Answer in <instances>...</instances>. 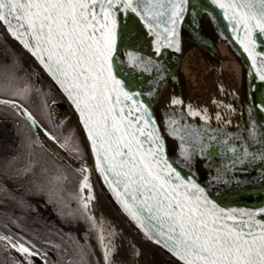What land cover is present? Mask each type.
Returning a JSON list of instances; mask_svg holds the SVG:
<instances>
[{"label": "snow or ice", "instance_id": "snow-or-ice-1", "mask_svg": "<svg viewBox=\"0 0 264 264\" xmlns=\"http://www.w3.org/2000/svg\"><path fill=\"white\" fill-rule=\"evenodd\" d=\"M188 3L189 0H0V25L35 58L70 101L91 146L96 170L115 193L122 211L147 240L167 250L182 264H264V207L225 209L211 200L205 188L191 176H182L165 154V143L153 114L139 100L143 93L131 87L138 74H151L153 68L159 71L162 66L135 51H127L124 61L117 57L118 38L123 39L118 32L119 18L128 12L140 17L149 34L155 35L157 55L162 47L179 51L176 24ZM210 3L222 11L234 38L250 57L259 80L264 82V0H210ZM258 47L262 49L259 52ZM13 79L9 77V89L14 97L27 100L33 93L36 97L44 96L41 89L27 84L12 89ZM3 91L0 85V92ZM41 103L47 107L42 99ZM172 103L182 101L173 98ZM0 105L14 110L27 121L30 131H42L62 151L79 154L73 136L64 137L60 143L22 104L0 100ZM255 107L264 113V102ZM199 114L191 112L193 116ZM216 118L221 119L219 113ZM168 127L171 129L168 134L181 142L177 166L189 167L194 157L206 153L211 158L213 153L209 149L223 146L221 155H230L222 168L217 169L215 179L221 183L230 182L224 177L233 170L246 171L248 165L264 163V128H258L256 121L250 124L248 143L239 148L229 141L241 138L223 130H215L217 135L210 136L206 128L181 125L178 119H169ZM22 147L29 150L31 157L35 148L43 149L44 144L37 134L35 140L25 137ZM16 159L11 157V161ZM36 163L30 160L23 169L24 175L31 173ZM77 171L83 176L80 192L89 189L86 199L74 197L80 205L78 211L97 233L104 264H117L114 259L118 253L117 233L103 218L97 220L87 213L95 197L84 175L87 169ZM63 179L67 177L56 176L57 186H49V202L63 199L58 192ZM0 240L7 241L26 264H32L30 257L37 253L19 239L0 235ZM73 242L80 255L78 264H87L86 247L79 241ZM133 251L136 257L141 256L140 250Z\"/></svg>", "mask_w": 264, "mask_h": 264}, {"label": "water", "instance_id": "water-1", "mask_svg": "<svg viewBox=\"0 0 264 264\" xmlns=\"http://www.w3.org/2000/svg\"><path fill=\"white\" fill-rule=\"evenodd\" d=\"M185 7L187 10L181 14V18L176 24L179 33V51H176L174 47H162L161 54L157 55L154 50L155 35L149 34V29L140 17L128 12L119 18L118 32L123 39L118 38L117 57L124 61L127 51H135L162 66L159 71L153 68L151 74H138V79L131 87L132 90L143 93L139 100L143 101L153 114L156 127L165 143V154L173 162L174 167L181 170L182 176H191L198 185L205 188L206 194L211 200L225 209L256 210L264 207V179L261 178L264 177V163L248 165L246 171L233 170V172L227 173L224 179L230 181L228 184L215 179L217 169L222 168L230 155L227 153L221 155L222 145H216L209 149V152L213 153L211 158H208L207 153L203 156L194 157L189 167H183L182 164L177 166L175 163L180 159L181 142L178 138L168 134L171 131L168 127L169 119H178L181 125H189L197 129L206 128L210 136L217 135L215 130H223L233 137H240L239 140L229 141L230 144H235L238 148L242 144L248 143L247 137L252 121H256L258 128H264V113L255 107V105L264 102V82L259 80L250 57L234 38L235 34L231 31L228 21L223 17L222 11L211 4L210 0H189ZM202 33L205 34L207 40L203 44L199 39V35ZM180 34L183 36L181 37ZM0 37L17 50L26 64L32 65L56 93L59 101L52 104L53 108L56 104L59 109L60 116L57 117L54 108L57 119L62 120L66 116L74 118L85 141L89 163L79 160L70 152L66 153L59 147H55L56 144L53 145L43 135L42 131L39 133L34 131L36 136L39 134L40 140L44 144L46 142L50 144L59 155L76 169L86 168L87 172L84 175L87 176L88 183L90 182L88 168H91L92 176L99 190L114 213L136 237L158 251V254L160 253L161 259L157 264H182L167 250L147 240L136 223L122 211V206L118 203L115 193L110 190L103 181L101 174L96 170L95 158L85 131L80 124L78 114L74 111L65 94L42 70L35 58L7 34L3 25H0ZM215 41L219 43L218 55L213 47ZM208 47L212 53L210 60L204 58V51ZM191 50L193 52L188 57L187 55ZM261 50V48H257L258 52ZM184 57H186L185 63ZM260 59L261 57L258 56L257 60ZM161 76L163 79H160ZM149 92L153 95H147ZM173 98L182 101V103L173 104ZM0 100L15 99L0 96ZM15 101L22 104L17 100ZM128 103L131 104L130 101ZM205 109L207 110L206 113L204 112ZM28 111L30 110L28 109ZM192 111H197L200 114L193 116L191 115ZM217 113L221 116L219 120L216 118ZM33 116L35 117L34 114ZM40 125L45 129L41 123ZM250 150L254 149L250 148ZM93 208L97 212L94 205ZM97 213L99 216H96V219L100 220L101 214L100 212ZM115 231L118 232V228ZM115 243L118 246L117 257L119 259L120 254L124 251V258L122 257L121 261L118 262L122 264L125 262L122 260L126 259L125 246L127 244L121 241L120 246L117 238H115ZM30 251L37 253L30 257L32 264H45V262L48 264L46 258L42 257L40 253L32 249ZM13 254L20 264H26L21 254L15 250ZM128 256L131 259V264H137V259L134 256L129 254Z\"/></svg>", "mask_w": 264, "mask_h": 264}, {"label": "trees", "instance_id": "trees-1", "mask_svg": "<svg viewBox=\"0 0 264 264\" xmlns=\"http://www.w3.org/2000/svg\"><path fill=\"white\" fill-rule=\"evenodd\" d=\"M4 46L8 48L10 54L1 53V49ZM9 77H14L11 81L12 89L23 88L27 84L31 85L34 89H41L44 95L49 97L48 101L55 97V93L49 87L47 81L39 75L37 70L32 65H27L20 53L0 37V85L4 87V91L1 92L2 94L0 95L12 97L13 95L9 89ZM34 96L35 93H33V96L29 99L31 101L34 100ZM17 99L26 104L19 97ZM27 106L30 107L29 105ZM37 118L40 120L38 116ZM40 122L44 124L41 120ZM54 127L58 130V132L60 131L59 127L63 128V133L59 132L56 134L49 127H47L49 131L55 134L62 143L64 137L69 135L74 137L80 149L79 154L71 152L75 157L82 161L89 160L86 145L73 118L68 119L63 126L54 125ZM2 131H5L6 134L4 138L0 140V162L3 163L1 166L2 169L0 168L2 173L0 175V188H2L5 192L0 194V235L11 236L13 240L19 239L20 242L24 243L27 247L28 242L34 240L30 234L27 235L22 232L19 226V219L21 216H28L33 212L31 209L24 210L21 207L26 201L28 195L31 200L34 201L41 195L33 187V182L38 180L36 177L41 175L46 182L48 180L47 175L49 172H53L52 170H54V168H52L54 166L53 164L49 168V158L46 157L44 152H48L47 154L51 157L49 160H51L55 165L56 162L58 164L61 163L62 171L66 172L68 170H73L77 173H74L73 175L83 176L79 171H77L78 169L73 167L67 161H64L48 147L44 146L43 149L36 147L35 153L30 157L28 155L29 150L22 147V141L25 137H30L32 140H35V133L34 131H30V126L26 120L16 115L14 110L4 105H0V133ZM13 156L17 157L15 161H11V157ZM30 160L37 161L38 163H36V166L33 168L31 173L24 175L21 170L24 167V164L26 166ZM70 175L73 176L72 173H70ZM19 212L22 213V215H19ZM29 218L31 219V217ZM93 233H95V231H93ZM41 246H47L50 248V250L47 248V250L50 251L48 253V260L50 264H76L68 260V256L62 255V252L59 253V248L45 244ZM13 252L14 250L7 241L0 240V264H15V261L12 260Z\"/></svg>", "mask_w": 264, "mask_h": 264}, {"label": "rangeland", "instance_id": "rangeland-1", "mask_svg": "<svg viewBox=\"0 0 264 264\" xmlns=\"http://www.w3.org/2000/svg\"><path fill=\"white\" fill-rule=\"evenodd\" d=\"M0 94L2 93L0 92ZM11 98L18 97L12 96ZM48 98L49 97L45 95L42 98L34 96V100H32L33 102L30 99L23 101L34 110L36 116H38L40 120L53 132H55L56 134L59 132L63 133L62 127H59V132L54 127L55 123L53 121L51 111H49L48 108ZM41 99L46 103L47 107H45L44 104L41 103ZM54 108L56 110L57 117H59L60 112L56 104L54 105ZM58 125L63 126L64 124L62 123ZM44 153L47 158L51 159L50 155L47 154L48 152ZM56 167L60 168L61 165L56 162ZM52 171L53 172H49V174L47 175V182H45L41 175H38L39 177H36V179L38 180H35L33 182V187L41 195L38 196V199H36L34 202L30 201V199L29 201L28 199H26L21 208L24 210L31 209L33 213L28 216H21L19 219V226L24 234L31 235L35 243H47L51 246L56 244L54 247H58L59 245V253L62 252V255L70 256L74 254L73 252H78L76 244L73 242L74 240L78 241L76 233L74 231V225L76 223H81L82 227H85L88 233H93V231L90 229V224L84 218L81 217V214L78 211L80 206L79 202L77 199L74 198L81 197L80 179L77 178L78 176L73 175L74 173H76L75 171L68 170V173L66 172L67 175H64L67 177V179H64V183H62L61 180L58 184L59 197H62L63 199H56L53 200V202H49V186L56 187L57 184L53 178L62 175L60 174V171L57 168H54V170ZM69 171L70 173H72L74 178H72V176L69 174ZM40 187H43L44 190H39ZM83 191L85 192V195L84 192H82L83 198H87V196L89 195V189L85 188ZM88 209L89 211H91L95 218L96 216H99L98 213L94 211L93 200L89 203ZM88 209L87 213L90 215ZM69 212H75L76 215L69 216L67 215V213ZM19 215H22V213L19 212ZM29 217H31V219ZM82 245H84L87 249L86 261L90 262V254L93 249L92 243H83Z\"/></svg>", "mask_w": 264, "mask_h": 264}, {"label": "bare ground", "instance_id": "bare-ground-1", "mask_svg": "<svg viewBox=\"0 0 264 264\" xmlns=\"http://www.w3.org/2000/svg\"><path fill=\"white\" fill-rule=\"evenodd\" d=\"M180 35H181V37L183 36L182 34H180ZM199 39H200L201 44L205 43V40H206L205 34L204 33L200 34ZM218 46H219V43L217 41H215L213 43V47H214V50L216 49L217 55L219 53V47ZM221 48H222V46H221ZM192 52H193V50H191L187 56L189 57ZM211 57H212V53L210 51V48L208 47L204 51V58L206 60H210ZM185 62H186V57H184V63ZM5 134H6L5 131H2L0 133V140H2L4 138ZM54 146L56 147V145H54ZM24 168H25V164H24V167L22 168L21 172H23ZM88 173L90 175L89 184L91 185V192H92V195L95 197L93 199V205L95 207V210L97 212H100L101 218H103V220L106 222V224L110 225L114 230L116 228H118V232H116L117 235L115 238L119 239V245L121 246V244H120L121 241H123L125 244H127L125 246L126 259L122 260V261H125L124 262L125 264H131V259L128 256V254H129L130 256H134L137 259V264H157L159 262V260L161 259L160 253L158 254V251H156L155 249H153L150 246H148L147 244H145L143 241H141L138 237H136L128 229V227L122 222V220L114 213V211L108 205L107 200L105 199V197L103 196V194L99 190V188H98V186L94 180V177L92 176L91 168H88ZM134 249L140 250V252H141L140 257H136L134 255V251H133ZM120 255H121L120 259L117 257L118 254L114 258L117 261V264H119L118 262L121 261L122 257L124 258V251ZM124 263H122V264H124Z\"/></svg>", "mask_w": 264, "mask_h": 264}, {"label": "crops", "instance_id": "crops-1", "mask_svg": "<svg viewBox=\"0 0 264 264\" xmlns=\"http://www.w3.org/2000/svg\"><path fill=\"white\" fill-rule=\"evenodd\" d=\"M74 231L80 244L92 243V252L90 254L91 259L89 264H104L103 253L97 239V233H88L85 227H82L81 223L74 225Z\"/></svg>", "mask_w": 264, "mask_h": 264}, {"label": "flooded vegetation", "instance_id": "flooded-vegetation-1", "mask_svg": "<svg viewBox=\"0 0 264 264\" xmlns=\"http://www.w3.org/2000/svg\"><path fill=\"white\" fill-rule=\"evenodd\" d=\"M1 53L2 54H6V53H9L10 54V52H9V50H8V48L6 47V46H4L2 49H1ZM0 153H1V150H0ZM3 165V163H1L0 162V168H1V166ZM5 165V164H4ZM2 169V168H1ZM1 169H0V171H1ZM4 171H5V168H4ZM1 177V176H0Z\"/></svg>", "mask_w": 264, "mask_h": 264}]
</instances>
